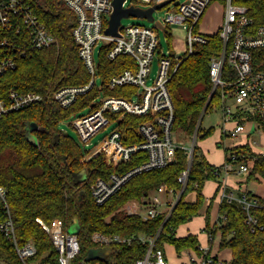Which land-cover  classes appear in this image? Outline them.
Instances as JSON below:
<instances>
[{
    "label": "trees",
    "instance_id": "16d2710c",
    "mask_svg": "<svg viewBox=\"0 0 264 264\" xmlns=\"http://www.w3.org/2000/svg\"><path fill=\"white\" fill-rule=\"evenodd\" d=\"M24 1L33 6L40 20L55 36L56 44L20 59L17 68L2 77L1 87L14 86L22 91L44 92L63 85L86 83L90 75L71 35L76 23L73 11L62 0ZM231 1L247 7V14L252 19L250 27L264 25V0ZM167 29L165 34L168 43H171V34ZM219 32L220 29L208 34L203 43H195L193 52L184 54L171 73L167 89L174 106L173 130L195 131L199 119L215 99V93L210 96L209 61L222 50ZM107 47V44L102 45L98 55L97 73L102 91L105 95L125 96L129 86L107 89L105 83L112 74L131 64V58L119 55L115 60H109L105 56ZM97 91L98 86L93 85L67 108L48 100L25 106L0 118V185L5 189V200L0 198V221L9 214L15 226L17 242L23 244L31 240L36 247V253L30 260L49 261L51 264H57V253L36 218L46 223L60 218L67 231L76 229L80 252L71 264L82 260L92 264L132 263L145 254L149 246L145 239L150 236H156L155 247L163 248V244L168 243L176 253L193 249L200 255V243L195 234L176 235L180 224L198 215L205 200L202 193L205 181L216 178L211 170L213 165L197 151L196 146L186 184L167 217L160 212L144 220L140 215L127 214L120 208L127 200L147 196L161 184L180 191L182 185L178 177L188 164L187 153L181 148L176 149L174 160L167 165L132 175L103 203L94 200L90 187L97 177L107 178L111 172H125L146 159L143 151L135 152L129 160L117 165L107 164L103 152L84 159L88 150L82 149L60 128V122L84 110ZM97 105L93 103L92 108ZM110 117L117 119L116 125L124 144L142 140L136 127L146 116L113 113ZM32 122L36 128L31 126ZM200 129L199 125L198 131ZM210 130L206 129L202 136L209 134ZM29 134L36 136V145L28 140ZM255 173L264 177V156H258L253 161L245 175L246 181L253 179ZM219 191L218 184L209 198L204 216L208 241L217 231L220 232L219 248H228L231 252L227 264H264V198L245 190L257 200V205L250 206L248 210L236 201L221 199L218 218L212 227L209 212ZM188 192H195L193 201L185 199ZM247 212L256 219L253 231L250 223L246 222ZM97 232L118 234L129 241L98 243L92 238ZM0 264H20L12 242L1 231Z\"/></svg>",
    "mask_w": 264,
    "mask_h": 264
},
{
    "label": "built area",
    "instance_id": "2783aa9c",
    "mask_svg": "<svg viewBox=\"0 0 264 264\" xmlns=\"http://www.w3.org/2000/svg\"><path fill=\"white\" fill-rule=\"evenodd\" d=\"M62 1L76 16L71 35L78 55L90 75L89 80L83 84L63 85L44 92L22 91L14 86L1 87L2 77L15 70L20 59L38 49L55 45L56 38L40 20L31 4L24 0H0V118L25 106L48 100L54 101L62 108L74 104L80 95L86 93L93 85L96 86L97 78H100L97 73L99 56L94 57V49L97 45L98 55L101 46L108 45L105 56L109 60H115L119 55L128 56L131 58V64L112 74L105 83L107 89L129 86L130 89H126L125 96L105 95L102 86H98L96 96L84 109L87 111L82 110L73 114L71 124L87 147L91 137L99 130L111 122L116 124L117 119H112L110 114L146 116V119L136 127L137 133L142 138L140 142L124 144L117 125L105 139L99 142L107 164L117 165L125 162L138 151L145 152L146 159L125 172L115 171L107 178L97 177L90 187L97 203L107 200L132 175L163 167L174 160L176 149H184L188 164L178 177L182 189L175 191L165 184L155 189L158 192L176 194L174 201L166 202L165 210L158 211V206L162 203L157 196L149 198L148 195L139 199H129L120 208L127 214H138L144 220L160 212H164L167 217L186 184L192 158L191 148L179 146L172 138L174 106L167 89V82L181 57L192 53L195 43H203L208 38L198 26L206 8L214 0H184L181 3L169 0L161 6L172 2L174 4V7L167 10L157 21L164 25H181L185 30V48L179 56L171 54L170 51H162L155 24L152 27L133 23L120 24L117 29L118 35L106 34L105 28L113 10L112 0ZM163 1L166 0H132L126 5V0H123L122 6L134 5L146 8ZM216 1L223 9L219 27L223 47L221 52L211 57L209 61L212 81L210 96L215 93L214 100L221 103V135L235 141L242 137L243 141L228 148L224 162L219 166H212L211 170L216 177H222L219 182V199L236 201L248 210L250 206L257 205L256 197L249 196L245 190L236 195L232 191H227V187L230 173L247 175L253 161L258 156H264V25L257 28L250 27L252 19L248 16L245 5L234 4L231 0ZM155 58L157 67L152 77L151 66ZM133 96H136V99H133ZM93 103L98 105L92 108ZM253 135H257L259 139H251ZM195 138L192 146H195ZM256 146L262 149L255 150ZM0 198L5 200V189L1 185ZM36 221L49 235L57 253V264H71L72 259L80 252L77 233L68 232L60 218H53L49 223L41 218H36ZM246 222L250 223L253 231L256 219L248 212ZM0 231L12 242L20 264H51L49 261L30 260L36 253V247L31 240L23 244L17 242L15 226L9 214L0 221ZM92 238L93 241L104 244L129 241L118 234L107 235L98 232L94 233ZM145 240L149 244L145 254L134 262L126 264H169L164 248L154 245L156 236H150ZM199 250L200 255L193 249H187L186 260L181 264H227L228 262L223 257L210 253L208 247L199 245ZM78 264L92 263L82 260Z\"/></svg>",
    "mask_w": 264,
    "mask_h": 264
},
{
    "label": "rangeland",
    "instance_id": "374dc122",
    "mask_svg": "<svg viewBox=\"0 0 264 264\" xmlns=\"http://www.w3.org/2000/svg\"><path fill=\"white\" fill-rule=\"evenodd\" d=\"M132 0H126V5L130 4ZM184 0H173L174 3H181ZM173 2L171 4H168L166 6L160 7L158 9H155L153 11L154 21H157L161 18V16L167 11L171 10L174 7ZM222 6L220 3L216 0L212 1L208 7L206 8L201 21L199 22V29L204 34H213L217 31L218 26L220 25V19L222 17ZM139 24L147 27H152L154 22L147 20L144 17L140 16H134V15H128L123 16L120 20L121 25H127V24ZM162 28H155L156 33L159 36V42L162 45V51L168 52L170 51L171 54L175 56H179L183 53L185 48V30L181 27V25L177 24H170V25H164L162 24ZM169 28V29H167ZM165 29H167L171 34V43H168V38L165 34ZM98 45L94 49V57L97 58L98 53ZM157 67V60L156 58L152 62L151 66V76L153 77L155 74V69ZM151 80L148 81L150 83ZM96 86H100V78H97ZM140 91V90H138ZM133 99H136V96H133ZM229 103L232 104L231 101ZM87 110H84L83 112H86ZM71 118L68 117L63 119L60 122V128L62 130H65L76 142L80 144L82 149L90 150L95 147L96 144H98L100 141L105 139L116 127V124L114 122H111L106 127L99 130L93 137L90 139V144L86 147L80 140L78 133L76 129L71 124ZM221 121H222V114H221V103H217V101H213L211 103V106L204 112V114L201 116L200 119V131L197 130L196 138H195V146L197 147V151L204 155L206 160L213 166H219L221 165L227 155L228 148L233 147L234 145L238 144L239 142H242L243 139L240 137L236 141L226 137L224 138L221 135L220 127H221ZM211 129L209 134L206 136H202L203 132L206 129ZM173 141L178 144L179 146L185 148H191V146L194 143V131L192 133L185 131L182 128H178L173 130L172 133ZM251 139L258 140L257 135L251 136ZM255 150H260L262 147L256 146L254 147ZM253 179L250 178L246 181L245 175L230 173L228 176V183L240 180L243 182H240L241 185L244 187H247V191L256 194L259 197L264 198V177H261L259 174L255 173L253 175ZM222 179L221 176L216 177L215 179H208L205 181L204 188H203V195L208 196L215 183L220 182ZM175 193H165V192H158L156 190H152L149 192L148 197L152 198L154 196H157L160 202L162 203L160 206H158V211L165 210L167 208L166 202H171L175 200ZM185 199L187 201H192L195 199L194 192H188L185 195ZM128 201V200H127ZM208 202L206 203V199L204 200V203L202 207L199 210V213L197 216H194L190 221H187L185 223L180 224L176 229V235L177 236H184L188 233L195 234L197 236V239L201 245L210 246L207 241V233L205 230H202V228L205 226L204 216L206 214V207ZM121 210V209H120ZM143 212V209H142ZM217 216V211L215 207V201H213V204L210 208L209 212V219L210 223H215ZM108 218V217H107ZM214 225V224H213ZM211 227V225H210ZM219 232V231H217ZM219 239H220V232H219ZM219 239L217 241L216 238L212 241V252H216L215 248L217 245V242H219ZM163 247L166 250V253L168 255V261L169 264H180L182 260H185L186 251L180 252L177 256V253L172 252V249H174L170 244L164 243ZM215 254V253H214Z\"/></svg>",
    "mask_w": 264,
    "mask_h": 264
},
{
    "label": "water",
    "instance_id": "95a60500",
    "mask_svg": "<svg viewBox=\"0 0 264 264\" xmlns=\"http://www.w3.org/2000/svg\"><path fill=\"white\" fill-rule=\"evenodd\" d=\"M169 0L157 3L153 6L150 7H146V8H142L139 6H134V5H129L127 7H123L122 6V2L123 0H112V4H113V10L110 14V18L108 20V25L105 28V33L108 35H118V26L120 25V20L123 16H128V15H134V16H140V17H144L149 21L154 20V16H153V11L159 7H161L163 4H165L166 2H168ZM154 24L158 27V28H162L163 25L159 22V21H154ZM200 125V119L196 125L195 131H194V138L196 136V132ZM31 126L33 128H36V124L34 122L31 123ZM28 140L36 145L37 144V138L35 135L29 134L28 135ZM193 149L194 146L191 147V151L193 153ZM191 163V161H190ZM182 192V191H181ZM68 232L70 233H76V229H71Z\"/></svg>",
    "mask_w": 264,
    "mask_h": 264
},
{
    "label": "crops",
    "instance_id": "0c3cea01",
    "mask_svg": "<svg viewBox=\"0 0 264 264\" xmlns=\"http://www.w3.org/2000/svg\"><path fill=\"white\" fill-rule=\"evenodd\" d=\"M221 8H222V7H221ZM201 19H202V18H201ZM220 23H221V19H220ZM219 27H220V25L218 26V29H219ZM218 29H217V30H218ZM88 151H89V152H88ZM88 151H87L88 153H86L85 156L83 157L84 159H89V158H91L92 156H94V155H96V154L102 152V151L100 150V143L96 144L94 148H92V149H90V150H88ZM240 182H243V181L235 180V181H232V182L228 183L227 191H229V192L232 191L234 194L238 195V194H240L241 191H243L244 189L247 190V187H246V186L244 187L243 185H241ZM218 184H219V183L216 182L215 185H214V187H213V189H212V191H211V193H210L208 196L205 197V199H206V203L209 202V198L214 194V191H215V189L217 188ZM203 188H204V186H203ZM202 191H203V189H202ZM202 193H203V192H202ZM194 194H195V192H194ZM195 195H196V194H195ZM255 195H256V194H255ZM204 196H205V195H204ZM256 196H257V195H256ZM192 201H193V200H192ZM214 201H215V207H216V211H217V209H218V203H219V201H220L219 197L216 196V198L214 199ZM217 218H218V214H217V216H216V220H215V222L217 221ZM210 224H211V223H210ZM213 224H214V223L211 224L212 227H213ZM202 230H205L204 227L202 228ZM205 231H206V230H205ZM206 233H207V231H206ZM214 238H216L217 241H218V239H219V232H216V234H215V236L212 238V240L208 242V243L210 244L209 247H208V246H205V245H201V244H200V247H208L209 250H210V251H209L210 253H212V254L215 253V254H217L218 256H221V257H223L224 259H226L227 261H229V259H230V257H231V252H230V250H229L228 248L220 249V248H219V242H217V245H216V248H215V251H216V252H212V246H213L212 241L214 240ZM207 241H208V233H207ZM172 247H173V246H172ZM163 248H164V247H163ZM164 250H165V248H164ZM184 251H185V250H184ZM184 251H182V252H184ZM172 252L176 253L174 249H172ZM182 252H181V253H182ZM165 253H166V250H165ZM166 256H167V259H168V255H167V253H166ZM177 256H178V254H177ZM185 260H186V256H185ZM185 260H182L181 263H182L183 261H185ZM168 262H169V261H168ZM181 263H180V264H181Z\"/></svg>",
    "mask_w": 264,
    "mask_h": 264
}]
</instances>
